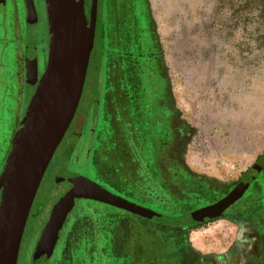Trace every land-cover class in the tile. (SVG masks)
<instances>
[{
  "label": "rangeland",
  "instance_id": "obj_1",
  "mask_svg": "<svg viewBox=\"0 0 264 264\" xmlns=\"http://www.w3.org/2000/svg\"><path fill=\"white\" fill-rule=\"evenodd\" d=\"M125 1V15L118 19L116 8L109 9L106 0H98L95 46L91 53L79 109L85 110L84 98L89 89H99V81L106 71L107 55L109 51L115 52L113 42L109 45L107 39L104 44L102 29L113 30L115 23L123 27L125 21L131 22L132 26L139 24L140 14L132 6L133 1ZM108 2L116 6L115 0ZM91 4L92 0H86L87 14ZM147 6L163 50L174 102L183 118L194 128L186 157L188 165L217 178L218 181L236 183L264 151V0H148ZM47 59V46L44 43L38 52L37 79L30 77V84L26 80L21 109L16 111L0 108V174L14 133L18 129L17 116L20 119L24 116L34 87L45 71ZM1 96L2 94L0 102ZM105 123L106 119L103 120L100 113L96 114L94 107L81 134L82 142L87 147L83 150L80 161L71 163L72 168L82 171L83 174L92 170L90 138L95 125L96 129L100 127L101 137L109 136L110 132ZM67 139L66 132L61 147L65 146ZM103 143L105 145L98 154L107 155L109 162L116 164L120 154L122 156L125 152H120L121 141L113 137L110 141L103 140ZM126 150L124 156L127 161H134L133 158L137 157L134 163L138 170L140 166H144L143 159L142 162L138 159L142 156L140 150L128 145ZM55 170L50 167L42 180L31 211V214L40 211L41 217L32 220L31 216L26 224L18 264L21 263L22 256L29 259L31 254L33 256L35 242L49 219L46 207L51 208L58 197L52 193L58 173ZM113 170L108 169L113 172L109 176L111 179H115L116 172ZM135 179L139 180V177ZM143 187V184L138 186V191ZM142 190V197L150 195ZM120 195L127 197L121 193ZM127 198L134 203H144L136 198ZM255 200L256 197L252 203L256 208ZM152 203L148 202L149 205ZM197 206L198 204L190 206L177 200L168 209L165 206H156L155 202L147 208L162 214H184ZM126 215L96 203L88 205L85 200H77L70 213V217L76 219L66 229L61 241L62 258L57 264H116V250L126 256L129 254L142 258V262L146 258L149 264L176 263L178 239L168 237L166 230L160 227L166 218L137 217L133 221L126 218ZM205 215L204 211H200L191 218H180L197 220ZM169 222L168 220L167 224ZM123 224L134 227L129 228L130 234H127L128 229L123 231L120 243L117 236V243L115 231L119 226L123 228ZM98 229L103 231L105 239L103 254L99 256L96 254L98 238L95 232ZM244 230L242 224L221 218L191 232L189 242L202 254L219 255L227 252L235 242H243L241 233ZM101 242L102 240L99 244ZM57 257L55 253L52 262H56Z\"/></svg>",
  "mask_w": 264,
  "mask_h": 264
},
{
  "label": "flooded vegetation",
  "instance_id": "obj_2",
  "mask_svg": "<svg viewBox=\"0 0 264 264\" xmlns=\"http://www.w3.org/2000/svg\"><path fill=\"white\" fill-rule=\"evenodd\" d=\"M108 1L106 0L108 8H116L118 19L122 18L119 16L125 15L126 6H123L126 1L115 0V7L114 4L111 5V2ZM132 1H135L131 3L132 6H136V12L140 14L139 24H136L137 27H135V24V26H132L129 21H125L123 27L115 23L112 36L108 29H102L104 44L107 39L110 43L113 38L112 42L115 49L113 67L116 70L111 73L104 71L102 79L99 81V89H89L84 98L85 110L79 109L83 97L80 99L72 124L66 131L68 139L65 146L61 147L65 140L64 135L43 179H45L50 167L55 168L57 172L64 167L92 180L130 202L134 201L127 197L136 198L142 203L144 202L143 204L137 203L144 207H150L155 202L156 206H165L168 209L169 205L174 206L177 200L190 206L198 204L196 208L184 214L166 213L165 215L169 218H166L167 220L164 223L160 224L156 221L160 224V227L166 230L168 237L178 239L177 261L175 264H264V167L244 195L227 207L221 215L214 216L204 210L206 206L212 205L225 197L238 181L233 184L224 183L188 165L186 157L194 128L183 118L174 102L169 87L163 50L155 24L146 7L148 0L147 2L146 0ZM44 43L47 46L48 55L49 25L45 0H0V94H2L0 108L4 110L15 109L16 111L21 109L26 80L30 84V77L37 79L38 75L37 68L32 67L31 64V51L34 49L37 51L38 60L39 49H42ZM27 45L29 46V53H27ZM127 63H130V68L126 70L124 68ZM26 74L28 75L27 78ZM111 79L113 81H110ZM109 84H113V86H109ZM108 89H110V92ZM108 98L110 101H108ZM94 107H96V114L100 113L101 118L106 119L105 126L110 135L101 137L100 127L98 126L96 129L95 125L89 143L92 170H88L83 174L82 171L79 172V170L72 168L71 163L74 161L79 162L83 150L87 147L82 142L81 134L84 132L89 113ZM17 117L19 127L22 118ZM113 137L121 141L120 147L122 149H120V152H126L127 145L140 150L142 156H139L138 159L141 162L143 159L144 166H140L138 170L137 164L134 163L137 157L133 158L134 161H131V159L127 161L124 156L125 152L122 156L120 154L116 164L110 163V158L107 155L98 154L105 145L103 140L110 141ZM263 156L264 151L257 156L251 166ZM115 165H118V167H115ZM108 169H114L113 171L116 172L114 174L115 179L109 177L113 172L108 171ZM135 169L138 171L135 172ZM246 172L243 173L241 178ZM136 177H139V180L135 179ZM141 184L144 187L140 188L139 192L138 186H141ZM72 186L73 184L69 180H55L52 193L58 197L53 201L51 208L46 207L49 216L53 205ZM142 189L150 195L142 197L140 194L143 191ZM120 193L127 197L120 195ZM254 197H256V208L252 203ZM80 199L85 200L88 205L96 203L126 213L125 217L133 221L137 217L159 219L158 215L154 213L152 216H141L92 199L79 198L76 199V202ZM35 200L36 197L33 205ZM149 201L153 203L149 205ZM194 210H199V213L204 211L206 215L197 220L177 219L181 216L191 218V212ZM31 211L28 220L31 216L32 220H38L41 217L40 211H36L34 214H31ZM70 213L60 231L52 255L48 257L44 254L37 258L35 262L32 254L31 259L22 256L20 264H49V262L50 264H57L59 262L62 258L61 241L64 239L66 229L76 219L70 217ZM221 218L244 226L245 230L241 233L243 242H235L227 252L219 255L198 252L189 242L190 233ZM168 220L171 223L167 224ZM131 227H134V225L130 224L128 227L124 226L123 228L119 226L118 230L115 231L116 241L118 236V241L121 242L119 239L124 230L128 229L127 234H130L129 228ZM95 232L98 238L96 254L99 256L103 254L102 248H104L105 239L102 230L98 229ZM28 236L30 237V232ZM101 240L102 242L99 244ZM37 241L33 250H35ZM55 253L58 257L56 262H52ZM143 262L142 258H135V256L129 254L126 256L122 252L117 253L116 250V264H149L146 258Z\"/></svg>",
  "mask_w": 264,
  "mask_h": 264
},
{
  "label": "water",
  "instance_id": "obj_3",
  "mask_svg": "<svg viewBox=\"0 0 264 264\" xmlns=\"http://www.w3.org/2000/svg\"><path fill=\"white\" fill-rule=\"evenodd\" d=\"M45 2L49 25L47 65L14 133L0 174V264L18 262L31 207L48 165L75 117L95 46L98 0H92L89 14L86 13V0ZM31 52V64L35 68L37 51ZM263 167L264 156L225 197L204 210L214 216L221 215L244 195ZM56 180H69L73 186L53 205L37 241L34 262L40 256L46 254L49 257L54 252L76 199L100 201L141 216L154 213L164 217V214L130 202L67 168L58 171ZM198 213L199 210L192 211L191 216Z\"/></svg>",
  "mask_w": 264,
  "mask_h": 264
},
{
  "label": "crops",
  "instance_id": "obj_4",
  "mask_svg": "<svg viewBox=\"0 0 264 264\" xmlns=\"http://www.w3.org/2000/svg\"><path fill=\"white\" fill-rule=\"evenodd\" d=\"M111 36H112V33H111ZM112 41H113V38H112ZM110 41V43L112 42ZM110 43H108L109 45H111ZM112 45L114 46V43H112ZM110 53L107 55V66H106V72L107 73H111L112 71H115L116 69L113 67L114 65V59H113V53L112 51H109ZM110 64H111V67H110ZM110 81H113V79H111ZM109 86H113V84H109Z\"/></svg>",
  "mask_w": 264,
  "mask_h": 264
},
{
  "label": "trees",
  "instance_id": "obj_5",
  "mask_svg": "<svg viewBox=\"0 0 264 264\" xmlns=\"http://www.w3.org/2000/svg\"><path fill=\"white\" fill-rule=\"evenodd\" d=\"M146 2H147V0H146ZM146 7H148V6H146ZM134 8H136V6H134ZM136 10H137V9H136ZM109 32H110V34H111V33H112V30H110ZM127 53H128V52H127ZM128 54H129V53H128ZM129 68H130V63H127V64H126V67H125L124 69L127 70V69H129ZM163 216H164V217H159V219H161V218H162V219H163V218H169V216H167V215H165V214H164ZM181 217H183V216H181ZM177 219L181 220L180 217H178Z\"/></svg>",
  "mask_w": 264,
  "mask_h": 264
}]
</instances>
